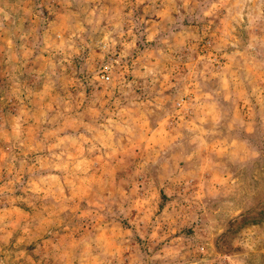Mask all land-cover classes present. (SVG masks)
Returning <instances> with one entry per match:
<instances>
[{
  "label": "rangeland",
  "instance_id": "374dc122",
  "mask_svg": "<svg viewBox=\"0 0 264 264\" xmlns=\"http://www.w3.org/2000/svg\"><path fill=\"white\" fill-rule=\"evenodd\" d=\"M0 264H264V0H0Z\"/></svg>",
  "mask_w": 264,
  "mask_h": 264
}]
</instances>
